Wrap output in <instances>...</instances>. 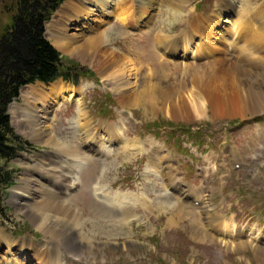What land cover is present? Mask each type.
I'll return each instance as SVG.
<instances>
[{"label": "rangeland", "instance_id": "374dc122", "mask_svg": "<svg viewBox=\"0 0 264 264\" xmlns=\"http://www.w3.org/2000/svg\"><path fill=\"white\" fill-rule=\"evenodd\" d=\"M130 1L128 24L112 20L103 27L111 41L108 45L126 63L111 73H98L69 50L57 48L46 27V38L61 56L94 76L79 78L77 90L91 88L78 101H62L48 111L42 124L46 139L35 141L30 129L14 125L23 118L11 119L16 135L29 145L7 166L14 174V185L7 190L0 230L18 243L27 238L43 249L48 244L56 248L11 198L12 191L28 178L49 179L46 184L53 187L61 184V170L52 163L67 161L61 144L66 143L74 146L71 151L76 153L70 155L81 159L77 160L81 172L77 191L59 196L73 206L71 215L90 222L101 220L105 226L92 245L85 244L87 264H264V96L263 102L237 105V100L247 102L249 91L264 95V49L244 60L238 50L221 51L220 46L219 55L199 59L194 53L197 37L193 54L184 56L181 49L168 58L158 51L162 47L156 42L161 35L180 38L181 44L182 36L191 26L194 29L195 17L201 24L213 19L218 24L214 39L232 41L234 27H240L235 23L243 19L245 9L263 11L264 0H235L232 7L231 0H143L153 1L147 26L137 24L141 5ZM3 2L0 24H9L11 16ZM219 7L228 15L218 13ZM254 15L251 12L248 25H258L264 33L263 16L258 20ZM251 29V25L243 26L247 37L253 34ZM209 59L222 62L216 66L217 74L203 83L196 70L203 69ZM114 72L119 77L109 78ZM209 83L222 100V114L213 111L204 93ZM54 84L74 87L63 80ZM50 86L36 83L24 91L28 96L48 93ZM21 96L14 104L24 105ZM79 105L82 117L77 114ZM49 137L56 138L61 152L47 145ZM71 159L69 163L74 164ZM64 180L66 185L73 181ZM95 188L109 197L127 199L134 194L137 204L118 210L104 206L97 202ZM59 192H66V187ZM178 205L188 206L189 213L179 215Z\"/></svg>", "mask_w": 264, "mask_h": 264}, {"label": "bare ground", "instance_id": "6f19581e", "mask_svg": "<svg viewBox=\"0 0 264 264\" xmlns=\"http://www.w3.org/2000/svg\"><path fill=\"white\" fill-rule=\"evenodd\" d=\"M136 1L141 5V12L138 11V17L140 20L137 24L139 25L142 23L141 25L147 26L148 24H146V22L149 17L147 14L150 12V9L153 8V1L149 3H146L143 0ZM168 1L170 2V0ZM231 1V7L232 5H236L235 0ZM129 2L131 1L67 0L55 14L52 22L48 23V36L55 40V46L57 48L66 51L69 50L77 60L82 61L84 64L88 63L91 66L93 65L98 73H111L114 70L117 71L118 68L120 69V67L123 66L122 64H126L124 61L125 58L123 55L119 54L117 50L110 48L108 44H110L111 41L107 30H103V27L110 25L112 20L116 22L115 24H128L127 7ZM247 7L250 9L249 5H247ZM219 8L220 12L218 13L228 15L229 11L225 13L223 12L225 8ZM134 9L135 8H133V10ZM144 9L147 12H145ZM263 11L261 8H255L252 11L245 9V13L242 15L243 19L240 18L235 23L236 25H240V27H234L236 30L234 31L235 33L233 34L232 41L228 39H214V27L218 24H213L215 22L213 19H205L202 22L203 24H201V20H198V18L195 17V24H191L194 29L191 28L192 26L189 30L187 29L188 33H184L185 35L182 36L181 44L180 38L169 39L168 37L158 35L156 41L157 46L162 47L163 56H165L164 53L170 54L169 57L174 56L181 49H183L184 56H187L193 49L194 38L198 37L199 43H196V52L194 53L199 59L203 57L212 58L219 55L218 51L221 48L220 46H223L224 48L220 49L221 51L227 50L234 52L238 50L240 53L239 56L246 60V57H248L247 55L254 57V53L264 49V33H262V30H258V25H256L257 27L252 24L248 25V18L252 17L251 12L255 14L254 16H256L257 19L260 18L259 16H263L260 19H264V15L262 14L264 13ZM254 22L257 23V20ZM224 23H229V21H224ZM260 24H262L264 30V23L261 22ZM250 25L252 26L251 32L253 34L247 37V33L243 32V26L249 27ZM252 40L253 42H251ZM242 41L244 42L240 45ZM250 43L253 45V48L250 46ZM226 45L228 46V49H225ZM216 60L209 59L208 64L204 65L203 69L196 70L199 71L197 79H199L200 82L206 83L208 78L211 79L213 77L212 75L216 73V66L222 62L221 60ZM110 77L117 79V77H119L118 72L109 75V78ZM90 88V86H85L77 90L75 87L64 84H52L49 87L48 93L34 92L31 96H28L25 93V88L21 92V100L24 105L17 103L13 104L9 110V114L12 119L16 117L23 118L18 125L14 123L16 127L30 129L33 132L31 137L35 141L40 139L43 140L46 139L45 137L47 134L46 131L43 130L42 124H44L43 121L48 118V111L51 110L52 107L59 105L62 101H78L77 97L83 95ZM209 88L210 89L206 90L204 93L209 100L210 106L216 114H222V100L211 91V83H209ZM248 96L250 100H248ZM263 96L264 95L258 91H249L247 102L243 100L240 102V100H237V105L240 106L242 103L246 104L256 101L263 102V99H261ZM127 98V96L124 98L125 101ZM200 104L199 101V105ZM82 110L81 105H79V108L77 109L78 116L82 117ZM177 116L179 115L177 114ZM46 143L61 152L60 144H58L55 137H49ZM61 144L63 145L62 153L67 154V161L53 162L52 164L56 165V167L61 170L60 173L63 178H61V184L56 182L58 183V186L53 187L52 183V186H49L52 187V189L55 187L60 189V187L64 186L66 187V192H59L58 194L57 192L59 189L56 190L57 192L50 189L48 184H46L50 182L49 179H41L42 181L40 182L28 178L24 181L25 184L21 188L12 191L11 198V203L17 207V210L27 215V218L32 223L37 224L38 229L48 236V242H50L52 246L55 245L56 248H50V245L48 244L43 249V247H40V244L29 239L28 241L27 238H23L24 240L18 243L6 232V230H0V264H87L88 261L85 258V244L88 243L89 245H92V241L96 240L100 232L104 230L105 226H102L103 222L101 220L90 222L83 220L84 218L82 216L71 215L69 212L73 210V206L67 203L69 201H64L60 198L59 195L62 193L72 194L78 189V175L81 172V166L77 163V160L80 158L76 155H70L76 153L71 151L74 146H70L66 143ZM103 153L106 154V151L103 150ZM71 157L75 159L74 164L69 163V160H72ZM64 178L73 180V184H63L66 182ZM68 189L69 191H67ZM95 190L97 202L104 206L107 205L108 207L118 210L117 208H123V205L133 204L132 206H136L137 204V200H134V194L133 196L131 194L129 198L125 199L123 195L109 197L102 194L101 190L96 188ZM98 207L99 209H104L102 206ZM127 207L130 208L129 206ZM187 207L178 205L176 208L179 210V215L182 217L186 216L189 213ZM87 223H91L92 225L87 226ZM89 227L91 231H89ZM32 250H34L33 253H31Z\"/></svg>", "mask_w": 264, "mask_h": 264}, {"label": "trees", "instance_id": "16d2710c", "mask_svg": "<svg viewBox=\"0 0 264 264\" xmlns=\"http://www.w3.org/2000/svg\"><path fill=\"white\" fill-rule=\"evenodd\" d=\"M64 0H4L9 24H0V214L5 216L13 172L7 167L29 145L10 123L8 110L24 86L58 79L77 84L93 77L82 66L64 59L45 37V22ZM75 79V80H74ZM174 126V125H170Z\"/></svg>", "mask_w": 264, "mask_h": 264}]
</instances>
